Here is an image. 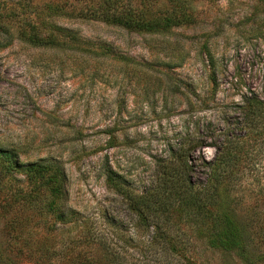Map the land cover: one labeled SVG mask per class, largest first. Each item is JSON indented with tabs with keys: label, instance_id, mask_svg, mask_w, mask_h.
<instances>
[{
	"label": "rangeland",
	"instance_id": "obj_1",
	"mask_svg": "<svg viewBox=\"0 0 264 264\" xmlns=\"http://www.w3.org/2000/svg\"><path fill=\"white\" fill-rule=\"evenodd\" d=\"M50 4L65 6L72 17L42 18L45 12L33 10ZM184 4L192 24L145 35L75 19L86 6L75 0H0V148L14 149L24 163L59 162L67 178L68 209L89 218L86 224L73 218L66 225L53 219L44 225L36 212L10 211L0 217V249L9 252L6 229L16 217L24 225L18 235L57 250L92 226L115 238L132 264H176L166 247L152 243L158 226L206 264H243L234 255L205 249L203 231L175 212L168 223L161 214L140 223L105 184L104 172L111 169L124 179L131 205L139 209L144 192L156 189L160 166L177 154L190 158L193 177L203 181L204 163L218 156L224 137L238 136L243 98L263 96L264 0H157L148 13L163 18ZM36 14L115 48L128 62L95 58L71 44L45 49L18 41L20 33L32 31L59 39ZM243 139V162L234 170L242 179L230 194L231 206L243 224L259 230L264 227V128ZM35 185L13 173L0 181V198L7 202L16 190L30 192ZM45 195L42 190L41 201ZM104 214L121 223L120 232L110 234ZM54 224L56 231L47 229ZM128 236L134 243H125ZM88 254L96 264H106L99 248Z\"/></svg>",
	"mask_w": 264,
	"mask_h": 264
},
{
	"label": "trees",
	"instance_id": "obj_2",
	"mask_svg": "<svg viewBox=\"0 0 264 264\" xmlns=\"http://www.w3.org/2000/svg\"><path fill=\"white\" fill-rule=\"evenodd\" d=\"M84 4V10L76 12L75 19L80 21H92L104 23L107 26L119 27L128 32L145 35H165L173 28L193 23L191 10L186 4L180 5L176 12L167 17L155 18L148 12L149 6L157 0H75ZM150 4V5H149ZM89 5V6H88ZM47 18H70L71 12L65 10V6L50 4L41 11ZM38 17L43 26L53 29L59 34V39L53 35L41 36L32 31L25 35L20 33L16 37L18 41L36 48L62 49L66 45H73L80 53L95 58L110 59L117 62H128L115 48L101 43L82 38L77 31L56 27L47 20ZM10 39V38H9ZM262 98L258 95L244 97L240 109V122L235 131L238 136L231 135L220 148V153L211 163H204L203 181L193 177V170L188 166L190 158L183 154H177L174 158L165 161L160 166V178L156 189L146 190L142 197L141 208L131 205L130 198L126 194L124 179L111 169L104 172L107 188L122 196L125 205H129L133 214L142 224H147L148 216L156 220L161 214L165 222H170V212L180 214L187 220L193 230L203 231V244L207 250L234 255L243 264H264V237L256 227L246 226L241 221L240 215L231 206L230 194L233 188L241 182L234 170L241 166L243 155L241 146L243 138L259 133L264 128V88ZM246 108V109H245ZM243 137V138H240ZM239 149V150H238ZM194 165H192L193 167ZM207 166V167H205ZM19 173L35 183L32 191L16 190L6 202L0 198V217L10 213L36 212L38 221L46 224L48 219L56 223L66 225L74 219H81L84 224L89 218L74 212L67 207V178L62 166L54 160L42 159L37 162L24 163L20 161L18 153L14 149L0 148V181L3 178ZM45 191L43 201L39 194ZM2 193H0V196ZM264 201V191L262 192ZM3 217V216H2ZM105 224L109 227L110 234L122 229L115 219L104 214ZM38 226V225H37ZM24 225L13 217L6 229L8 240V253L0 249V264H18L20 259L25 261L35 260V264H96L89 256L90 248L97 247L104 253L106 264H132L129 262V254L120 251L117 240L108 235L95 232L92 226L85 227L84 232L75 237H69L60 249L49 248L45 244H35L29 237L18 235ZM169 228V227H168ZM171 228V227H170ZM47 229L56 231V224L47 226ZM158 239L152 240L173 255L176 264H206L201 256L188 255L185 247L176 244V239L168 236L165 230L155 227ZM127 232L125 229H123ZM261 236V237H260ZM114 240V241H113ZM116 240V241H115ZM134 243L131 236L125 239V243ZM131 258V257H130ZM136 264V263H134Z\"/></svg>",
	"mask_w": 264,
	"mask_h": 264
}]
</instances>
